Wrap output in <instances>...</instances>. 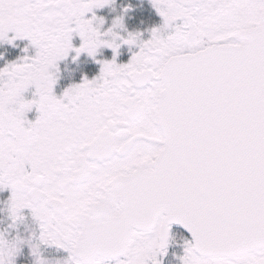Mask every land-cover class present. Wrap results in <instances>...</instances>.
Instances as JSON below:
<instances>
[{"label": "snow or ice", "instance_id": "1", "mask_svg": "<svg viewBox=\"0 0 264 264\" xmlns=\"http://www.w3.org/2000/svg\"><path fill=\"white\" fill-rule=\"evenodd\" d=\"M108 2L0 0V40L37 50L0 69V188L11 189L13 225L30 209L39 246L63 248L65 264H160L172 224L193 238L182 264H264V0H152L163 25L123 65L116 40L140 34L84 18ZM101 47L114 56L98 61L99 77L53 95L57 61ZM23 243L0 234V264Z\"/></svg>", "mask_w": 264, "mask_h": 264}, {"label": "flooded vegetation", "instance_id": "2", "mask_svg": "<svg viewBox=\"0 0 264 264\" xmlns=\"http://www.w3.org/2000/svg\"><path fill=\"white\" fill-rule=\"evenodd\" d=\"M93 16L97 18L96 21L93 22V27H98L101 33L106 32L109 28H113V22L119 19L122 27L113 28L117 36L127 39L130 33L133 35L137 33L140 34L137 43L134 45L124 44L121 39L116 40V43L120 45L118 55L115 56V63L117 65L129 63L132 56L138 53L139 43L151 39L152 30L158 29L163 25V18L154 7L152 0H109V3L103 7L92 8L90 12L85 14L84 18L91 19ZM100 19H103V24H99ZM170 32L171 29L168 34H170ZM105 39L109 38L105 37ZM23 43H27V41L24 40ZM71 43L74 49L81 46L82 40L78 33H72ZM16 44L17 42H15V46L12 47L14 51H23L26 48L24 47L21 49V45ZM28 44H30V42ZM3 47L4 40H0V49ZM27 52L28 51H24L21 56H28L26 55ZM113 56V51L106 47L97 49L95 57L89 56L87 52H82L77 56L75 51H70L67 57L61 60L60 66L51 69L52 75L56 81L53 86V95L61 99L68 88L83 83L85 78L89 81L98 78L102 68V63H98V61L111 62ZM11 58L12 57L9 56L3 61V65L10 61ZM31 88H33V90L27 101L35 98V87ZM38 116L39 113L36 107L33 106V109L26 113V120L35 122ZM10 196V188L5 187L0 189V234H3L8 240H15L17 238L23 241L27 240L18 246L19 250L12 257L11 264H36V258L31 253L30 245L31 243L38 242L40 234L39 223L34 220L30 209H24L21 212L24 219L13 225L8 204ZM169 235L170 239L165 250L166 254H158L156 259L160 264H182L181 258L185 254V243L192 242V239L176 225H170ZM40 253L47 264H65V262L69 260V253L63 248H57L55 246L40 245ZM20 256L23 257L22 261L19 260ZM125 260L126 257L120 256L105 260L104 264H120L121 261Z\"/></svg>", "mask_w": 264, "mask_h": 264}, {"label": "rangeland", "instance_id": "3", "mask_svg": "<svg viewBox=\"0 0 264 264\" xmlns=\"http://www.w3.org/2000/svg\"><path fill=\"white\" fill-rule=\"evenodd\" d=\"M13 36H15V33L14 32H11V33L9 32L7 34V39H12ZM24 40H26L27 43H23ZM15 42H17V44H20L21 45V47H22L21 49H23L24 47H26L25 49H27V51H28L27 54H26V55H28L27 57H33V58L35 57L37 50H36V48L34 46L31 45V43L28 44L30 42L29 40H27V39H23V40H21V39H15V40H13V43L11 45H9V43H7V40H4V47L2 49H0V51H1V54H0V63H2V64H0V69H3L9 63H12V62H20L22 60V58H24V57L21 56V54L23 55V52L25 51V49L23 51H19V50L18 51H14L12 49V47L15 46ZM20 45H18V46H20ZM9 56H11L12 58L10 59V61L6 62L3 65V61H5ZM60 63H61V60L60 61H57L56 66L57 67L60 66ZM50 72L52 73V70L51 69H50ZM32 90H33V88L30 87V88H28L24 92L23 95H24V99L26 101L30 98V95L32 93L31 92ZM26 241L27 240H24V242H26ZM19 260L22 261L23 260V257L20 256Z\"/></svg>", "mask_w": 264, "mask_h": 264}, {"label": "clouds", "instance_id": "4", "mask_svg": "<svg viewBox=\"0 0 264 264\" xmlns=\"http://www.w3.org/2000/svg\"><path fill=\"white\" fill-rule=\"evenodd\" d=\"M119 27H122V26H117L116 28H119ZM7 43L12 44L13 41H8ZM29 243H31V242H29ZM31 245L34 249H36V251L38 253V255H33L36 258V264H41V259H42V264H47V262L41 257L39 241L36 243H31Z\"/></svg>", "mask_w": 264, "mask_h": 264}, {"label": "water", "instance_id": "5", "mask_svg": "<svg viewBox=\"0 0 264 264\" xmlns=\"http://www.w3.org/2000/svg\"><path fill=\"white\" fill-rule=\"evenodd\" d=\"M172 225L179 226L186 234H188L190 236L191 239H193L191 236V233H189L182 225H179V224H172Z\"/></svg>", "mask_w": 264, "mask_h": 264}]
</instances>
